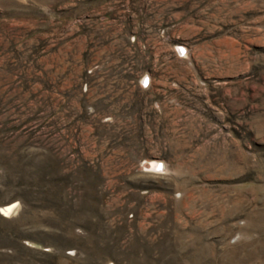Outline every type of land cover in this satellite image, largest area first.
Segmentation results:
<instances>
[{
  "label": "rangeland",
  "instance_id": "1",
  "mask_svg": "<svg viewBox=\"0 0 264 264\" xmlns=\"http://www.w3.org/2000/svg\"><path fill=\"white\" fill-rule=\"evenodd\" d=\"M0 264H264V0H0Z\"/></svg>",
  "mask_w": 264,
  "mask_h": 264
},
{
  "label": "bare ground",
  "instance_id": "2",
  "mask_svg": "<svg viewBox=\"0 0 264 264\" xmlns=\"http://www.w3.org/2000/svg\"><path fill=\"white\" fill-rule=\"evenodd\" d=\"M15 209V203H10L7 205H4L1 207V212H3V214L8 215L10 214L13 210Z\"/></svg>",
  "mask_w": 264,
  "mask_h": 264
}]
</instances>
